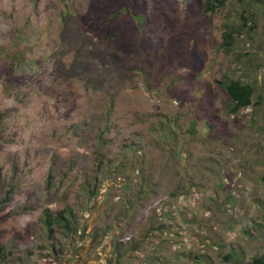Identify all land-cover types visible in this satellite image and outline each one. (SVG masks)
Here are the masks:
<instances>
[{
	"label": "rangeland",
	"instance_id": "1",
	"mask_svg": "<svg viewBox=\"0 0 264 264\" xmlns=\"http://www.w3.org/2000/svg\"><path fill=\"white\" fill-rule=\"evenodd\" d=\"M205 3L0 0V264L263 253L264 0Z\"/></svg>",
	"mask_w": 264,
	"mask_h": 264
},
{
	"label": "trees",
	"instance_id": "2",
	"mask_svg": "<svg viewBox=\"0 0 264 264\" xmlns=\"http://www.w3.org/2000/svg\"><path fill=\"white\" fill-rule=\"evenodd\" d=\"M225 2L226 0H206L205 11L211 12L215 8H218V6L224 5ZM228 37L233 39L232 35H229ZM226 43H228V45L232 44L230 41H227ZM222 84L229 96L228 106L231 113H238L241 109H245L252 105L254 88L250 83H245L240 79L227 78L226 81H222ZM167 126H169V124ZM191 131L193 134L195 133V129H192ZM97 193L98 189H93L91 196L94 197ZM45 224L48 227V231L51 233L55 232V224H58L61 228L68 232L71 231L72 233H76L79 230L77 226V219L74 217L71 208L58 211L54 216H52L51 213L47 214L45 217ZM136 249L137 248L134 246L132 250ZM0 255L4 261L8 260L7 252L1 245ZM226 258H231V256L227 255ZM245 264H264V251L262 254L254 256Z\"/></svg>",
	"mask_w": 264,
	"mask_h": 264
}]
</instances>
